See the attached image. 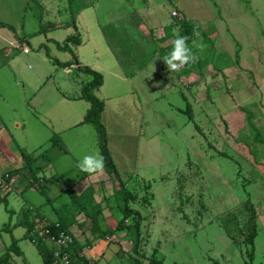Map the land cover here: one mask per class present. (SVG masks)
<instances>
[{
  "label": "rangeland",
  "instance_id": "obj_1",
  "mask_svg": "<svg viewBox=\"0 0 264 264\" xmlns=\"http://www.w3.org/2000/svg\"><path fill=\"white\" fill-rule=\"evenodd\" d=\"M172 12L178 16L172 18ZM132 14L139 18L137 26ZM71 16L81 38L80 46L71 45L74 56L81 66L103 71V86L95 95L106 97L101 121L114 163L126 187L138 194L130 207L143 216L140 253L150 257L156 249L164 264L248 263L243 240L249 216L244 202L249 198L257 223L251 264H264V0H72L71 5L67 0H0V20L13 26L4 32L25 39L30 52L14 51L0 78L15 68L28 93L50 79L70 101L55 104L46 116L54 122L56 115L67 112L71 122L79 124L89 104H75L74 99L81 81L90 77L53 64L73 60L56 46L76 34L65 26ZM183 20L200 28L190 48L192 61L205 64L189 73L170 71L163 60ZM51 23L63 26L46 29ZM104 25L110 26L106 34ZM107 38L114 40L117 53L125 55L129 44V51H143L139 61L130 62V82L113 76L125 77ZM1 85L16 109L12 114L0 102L1 119L16 135L21 152H45L32 167L33 172L40 167V184L23 191L28 174H33L24 173L9 189L7 207L0 203V257L15 239L22 255L9 252L12 264H42L26 235L23 219L32 222L35 212L26 203L43 205V213L53 221L58 218L53 207L69 203L67 187L79 192L96 184L106 237L93 234L90 221L73 210L63 211L62 219L80 244H89L99 264H136L127 254L132 234L115 230L122 215L112 181L103 169L87 173L78 166L84 156L99 154L94 128L79 124L66 130L60 118L50 124L27 106L18 88L8 89L4 79ZM187 105L193 121L184 113ZM13 119L24 121L25 127L18 131ZM54 135L67 152L51 145ZM8 224L9 231L1 230Z\"/></svg>",
  "mask_w": 264,
  "mask_h": 264
},
{
  "label": "trees",
  "instance_id": "obj_2",
  "mask_svg": "<svg viewBox=\"0 0 264 264\" xmlns=\"http://www.w3.org/2000/svg\"><path fill=\"white\" fill-rule=\"evenodd\" d=\"M67 1L69 5L72 4V0H67ZM132 18L136 20L135 24L137 26L139 23V18L135 14L131 15V19ZM58 26L61 27L63 25L62 24L57 25V24L51 23L46 29L56 28ZM65 26L73 27L76 34L67 37L62 44L56 43V46L61 51L71 53L73 55V60L70 62H64V63L58 62L57 60H53V64L61 68H69L72 65H75L76 66L75 70L77 72L91 77V79L88 82L81 84L79 99L89 104V108L81 124L91 125L96 131L97 136H98L99 154L100 156L103 157V162H104L103 170L108 175L109 179L112 181V186H113L112 194L116 202L115 206L122 215L121 219L116 224L115 230L122 231V232L126 231L132 234L131 240H130L131 249H130V253H127V254L129 255L131 259L134 260L136 264H141L142 260H147L149 264H164L163 258L160 259L156 257V254H157L156 249L153 250L150 257H147L143 253H140L141 222L143 220V216L141 215L139 210H136L130 207L131 203H135L138 200V194L130 191L126 187V183L124 180H122L121 175L116 167V164L113 161V158L111 156V153L107 145L106 129L101 121V115H102V112L104 111V102L101 99L97 98V96L95 95V91L98 90L103 85L104 79L100 72L95 71L87 66H80L77 58L74 56V53L71 49V45L80 46L81 38L77 32V27L75 25V21L72 16H71L70 21L66 23ZM0 27L13 30L12 26L5 24L3 22H0ZM107 27H110V26L104 25V27L102 28L104 33ZM112 27H116V26H112ZM166 29H167L168 35L170 36V33H171L170 28L167 27ZM42 30L43 29L39 30L38 33L41 32ZM196 31H201L197 25L190 23L186 20H183L182 23L180 24L179 36H177L175 39L180 38V37L186 38V45L190 49V52H192V48H190L191 47L190 45L192 43L193 36ZM112 34L116 36L115 28L112 29ZM202 34L205 35L204 33ZM107 43L115 51L116 57L122 67H124L125 69H128L129 66L130 67L131 65L133 66V64H130V62L132 63V59L128 57L126 52H125V55H123V53L122 54L117 53L114 40L112 42L110 39L107 38ZM131 48L133 49L134 46H132ZM137 48L139 49V47ZM46 55L47 57L49 56L48 53H46ZM142 55H143V51L141 55L139 56V58ZM139 58H137L136 60L139 61ZM152 58H153L152 56L148 58L146 62H144L140 67H138L139 68L138 70H141L142 68H144V66ZM204 65L205 64L203 62H198L197 64H195L193 61H190L188 64H186L181 69L189 73L191 70L197 68L198 66L202 68ZM184 113L187 114V117L189 118L190 121H193L192 110L189 105H187ZM195 128L197 130L199 129L197 125L195 126ZM50 142L53 146H57L61 151H64V152L66 151L64 146L60 142L59 137H57L56 135H54L50 139ZM219 155L227 157V155L224 153H220ZM27 157L28 156H26V158ZM58 179L59 178L55 180H58ZM65 193L69 197V203L65 206L63 205L60 210L62 211L73 210L76 213L83 214L84 217L87 220H89L91 223L92 233L97 234L99 237H106L107 230H103L100 226V216H101L102 209L100 205L95 202V199H94L95 189L92 186H88L80 195H76L74 190L71 187H67V189L65 190ZM7 195H8V190L3 192L0 189V203H3L5 207H7V200H6ZM140 199L146 202V198L144 196L141 197ZM244 207H245V210L249 214L248 219H247V233L243 240L244 245L248 247V249L245 252V256H246V259L248 260V263L245 262V264H251L255 257L254 241L257 237L256 211H255L254 205L252 204L249 198H247V200L244 202ZM8 212L12 213L9 210ZM128 220H131V223H127ZM56 222L59 223L62 229L70 231L66 227V224L63 219H60ZM30 227H29L30 230L34 228L33 225ZM1 230L9 231L10 229H9V226L6 225V226H3ZM30 230L28 229V232ZM28 232H27V236L28 238L33 240L38 253L43 259V263L53 264L52 253L46 246L45 242L42 239H39V238L34 239L30 237ZM70 233L72 232L70 231ZM85 246H89V244L87 243L80 244L79 242H77V240L75 241L74 246L72 247L71 250H69L72 256L73 264H83L85 262L79 258V253ZM9 251L14 253L15 255H18V256L21 255V251L19 250L15 239H12L10 247H9ZM0 264H10V255L8 252L0 257ZM215 264H218V263H215Z\"/></svg>",
  "mask_w": 264,
  "mask_h": 264
},
{
  "label": "crops",
  "instance_id": "obj_3",
  "mask_svg": "<svg viewBox=\"0 0 264 264\" xmlns=\"http://www.w3.org/2000/svg\"><path fill=\"white\" fill-rule=\"evenodd\" d=\"M0 22H3L5 24H8V25L12 26V22L11 21H2V20H0ZM60 24L61 23H58L57 25H60ZM110 25L113 26L114 23H111ZM5 29H7V28L0 27V69H3L4 67H9L10 66V64H9L10 61H11L10 58L13 57L11 54L14 51L17 52V53L23 54V55H28L30 53L28 47L26 46L27 41L25 39H20V40L12 39L8 33L4 32ZM138 38H140V37H138ZM108 46H109V44H108ZM109 48H110L111 52L113 53V55L115 56V58L117 59L116 54H115V51L110 46H109ZM127 48L125 49L126 50V53H127L128 57L131 58L132 60H136L137 58H139V56L142 53V51L140 49L133 50V51H129V49H127ZM117 63L121 67V69L123 70V74L125 75V77L123 78L122 75H120V74L119 75H116V74L112 73L113 76H115V78H117L119 80L130 82L131 79H132L130 76H132V75L128 72V69H125L124 67H122L120 65L118 59H117ZM80 66H81V64H80ZM75 68H76V66L75 65H72L69 68H63V69H65V72L66 73H70L71 72V69L75 70ZM99 72H103V71L100 70ZM6 73L8 75L2 74L1 75L2 78H0V102L12 114L15 113V110L16 109H15V106L13 105L12 100L9 97H4V95H5L6 92L3 90L2 85H1L3 79L5 80V83H6V86H7L8 89H12L13 87L18 88V91L24 96L23 99H24L25 103L27 104V106L29 108H31L32 110H34L35 113H37V115L41 116L42 119L48 120L50 124L56 122L60 118L62 121L65 122L63 124L64 125L66 124V127L65 128L67 130L68 128L69 129H73L74 127H76V126H78L79 124L82 123V122L79 123V124L77 122L76 123H72L71 122L72 119H71V117H68L67 116V112H64L62 115H59V116L56 115L55 119H53L54 122L52 120L50 121L49 120L50 118H48L46 116V112L48 114H50V110H51V108H53V106L55 104H57V103H67L66 102L67 101L66 99H68L70 101V99H69L70 97H68L64 91H61V90L58 91V87H56L55 86V83L52 82V81H50V79L49 80L46 79L44 81L45 83L42 84L41 87H39L35 91L33 90V91H31V92L28 93L26 91L25 83L21 79H18V72L16 71L15 68L13 70L10 69ZM109 74H111V73H109ZM90 79H91V77H90ZM103 79H104V76H103ZM89 80H87V81L82 80L81 82L82 83H85V82H88ZM81 84H80V89H81ZM79 97H80V94H79V96H77L74 99V100H76L75 101L76 102L75 104H77V103H79V101H81L79 99ZM102 100L104 102V110H105L106 101H104V100H106V97L102 98ZM51 102H52V105H50ZM88 108H89V105H88ZM88 108L85 107V109H87V110H88ZM12 123L13 124L16 123L14 125L15 126L14 128L17 129L18 131L20 129H22V128L25 127L24 121H18L16 119H13ZM16 138H17L16 135L12 134L9 131L7 125L1 119V112H0V176H2L5 173H9L10 174V176H11L10 187H9V189H10L14 184L18 183L19 179L23 176L24 173L25 174H28V173H31L32 172L33 173L32 175L31 174H28V181L25 182V185L22 186V188H25V189H23V191H25L28 188H33V187H36L37 185L40 184V181H39V178L40 177L38 176L39 173H38V171H36L40 167H37V166L35 167V171L36 172L35 171L34 172L32 171V167L36 163L35 158H39L41 155H44V152L45 151L42 152V153L33 152V154H31V155L30 154L29 155H25V154H23V152H21L20 145L16 141ZM50 139H49V141H50ZM65 152H67V151H65ZM26 156H28V157L26 158ZM32 161H33V163H32ZM11 163H13V164H18L19 163V165H17L18 167L16 166L14 168L13 167H9ZM107 177H108V175H107ZM125 178H126V176H125ZM43 181H45V180H43ZM88 186H92L95 189L94 199H95V202L97 204H99L96 201V194H97L96 184H88V185H85V187L81 191H79V192L76 190L75 186H73L71 188L74 190V192H75L76 195H80ZM9 189H8V193H9ZM6 200H7V204H8V198H6ZM26 204L29 207V209L35 210L34 216H32L33 217V221L32 222H29L28 223L27 221H25V219H23V222H25V224H27V229H26L27 232H28V229L30 230V228H31L30 226H32V225H33V227L38 226V222H40V224H41L39 226H42V224H45V223H53V222H56V221L62 219V212L63 211L60 210L62 206L61 207H53V210L58 215V218L55 219V220H53V221H51L43 213V210H42V208H43L42 206L43 205L34 206L30 202L29 203H26ZM101 209H102V212H101V214H102L104 211H103V208H101ZM11 212H12L13 215H15L14 211H11ZM81 215H83V214H81ZM4 226H6V225H4ZM8 226H9V229H10V225L9 224H8ZM27 232H26V235H27ZM29 232H28V234H29ZM77 242H78V240H77ZM19 250H20V248H19ZM9 255H10V253H9ZM21 255H22V251H21ZM88 256L91 257V258H94L95 257L94 253L91 250H88ZM10 264H12V263L10 262ZM42 264H44L43 263V259H42Z\"/></svg>",
  "mask_w": 264,
  "mask_h": 264
},
{
  "label": "built area",
  "instance_id": "obj_4",
  "mask_svg": "<svg viewBox=\"0 0 264 264\" xmlns=\"http://www.w3.org/2000/svg\"><path fill=\"white\" fill-rule=\"evenodd\" d=\"M172 18L177 17L176 12L171 13ZM11 176L5 173L0 176V189L4 192L10 187ZM38 222L30 232V237L34 239H42L53 256V264H73L72 256L69 250L72 249L76 238L70 231L62 229L59 223H45ZM88 246H85L79 253V258L85 261L83 264H99L96 257L91 258L88 256Z\"/></svg>",
  "mask_w": 264,
  "mask_h": 264
},
{
  "label": "clouds",
  "instance_id": "obj_5",
  "mask_svg": "<svg viewBox=\"0 0 264 264\" xmlns=\"http://www.w3.org/2000/svg\"><path fill=\"white\" fill-rule=\"evenodd\" d=\"M163 60L170 71L179 70L192 61L193 56L186 45V38L180 37L175 39L172 51L167 56H164ZM78 166L84 172L96 173L104 167L103 157L98 153L96 155H86L79 162Z\"/></svg>",
  "mask_w": 264,
  "mask_h": 264
}]
</instances>
